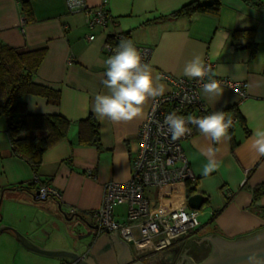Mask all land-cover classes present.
<instances>
[{"label": "crops", "instance_id": "crops-1", "mask_svg": "<svg viewBox=\"0 0 264 264\" xmlns=\"http://www.w3.org/2000/svg\"><path fill=\"white\" fill-rule=\"evenodd\" d=\"M22 1L28 3L29 18L23 13ZM86 1L93 6L101 0ZM191 1L108 0L113 23L102 31L99 27L88 28L82 11L69 12L66 0H0V43L18 52L44 49L32 79L59 93L58 102L53 101V95L47 100L41 95L25 94L21 101L26 112L59 114L71 122L67 136L43 153L35 173L25 161L13 155L6 120L0 116V225L15 228L45 249L72 250L83 259L89 252L95 264L100 255H109L113 261L117 258L112 239L88 226L94 222L87 213L100 207L106 183L129 179L137 129L152 101L149 99L143 106L142 117L128 122L98 118L93 111L95 96L108 91L102 84L108 59L102 44L109 34L121 32L133 42L152 48L148 65L153 77L165 85V93L170 86L161 73L187 78L183 68L194 55L212 64L214 77L240 83L244 92L241 97L223 87L222 96L209 97L200 90L202 100L213 111L235 104L244 126L238 121L234 123L230 133L236 143L233 147L231 140L213 144L201 132L183 142L184 153L196 176L194 192L205 197L202 207L208 208V220L193 235L184 237L181 244L160 251L158 262L185 264L186 260L181 258L186 255L197 264L210 250V240L198 241V237L213 234L234 240L264 229V194L256 201L252 198V189L264 181V157L257 158L251 148L253 130L264 128V12L245 0H220L217 17L204 13L191 19L171 16ZM259 1L264 4V0ZM235 30H252L253 36L232 38ZM89 34L94 39L88 40ZM89 114L99 124L98 148L78 142L79 122ZM25 135L45 137L47 132L29 129ZM209 147L219 149L216 159L222 163L204 177L200 170L207 161L202 153ZM43 183L59 190L61 198L35 199L33 192ZM145 194L159 209L179 207L189 196L186 183L158 190L149 188ZM11 205L16 209L13 219L3 212L4 207ZM69 207H74L78 215L65 214L62 209ZM125 212L126 205L120 204L115 207L114 215L125 220ZM0 234H5V238L27 254L47 258L40 259L41 264L71 263L69 259L26 249L10 230ZM128 246L135 256L133 248Z\"/></svg>", "mask_w": 264, "mask_h": 264}, {"label": "built area", "instance_id": "built-area-1", "mask_svg": "<svg viewBox=\"0 0 264 264\" xmlns=\"http://www.w3.org/2000/svg\"><path fill=\"white\" fill-rule=\"evenodd\" d=\"M107 4L108 0H101L93 6L86 0H66L69 12L82 11L85 14L86 26L99 27L102 31H106L113 23ZM121 38L131 40L126 33L121 32L109 34L104 40L102 50L108 58L115 54ZM87 39H94V35L89 34ZM133 43L141 52L143 62L148 64L152 48ZM205 64L212 67L208 61ZM161 78L168 82L170 89L162 97L151 101L138 126L137 146L130 158L129 179L124 182L106 183L100 207L87 213L97 225V234L106 230L110 232L116 230V233L133 248L136 258L144 260L146 264H162L158 262V253L181 244L184 237L193 235L201 225L199 216L202 207L191 209L185 202L176 208L159 209L151 204V200L145 194L149 188L158 190L167 185L196 181L182 146L184 141L193 136L195 126L189 125L192 128L191 134L173 141L170 135L166 134L163 121L166 115L172 112L184 117L188 115L201 117L214 112L200 96L203 83L208 82L207 77L200 81L198 78L189 79L161 73ZM213 78L220 81L222 87L238 96L244 95L240 83L225 78ZM185 94L195 99L189 103L184 99ZM231 117L235 123L236 118ZM33 194L37 200L48 197L57 200L61 198L59 190L46 183L39 184ZM120 204L126 205L125 220H118L114 215L115 207ZM62 210L65 214L78 213L74 207Z\"/></svg>", "mask_w": 264, "mask_h": 264}, {"label": "trees", "instance_id": "trees-1", "mask_svg": "<svg viewBox=\"0 0 264 264\" xmlns=\"http://www.w3.org/2000/svg\"><path fill=\"white\" fill-rule=\"evenodd\" d=\"M249 5L264 12V4L259 0H245ZM22 10L26 18L30 17V9L27 1L21 2ZM221 8L220 0H193L183 5L179 10L171 14L172 17L185 16L191 19L195 14L204 13L217 17ZM252 37V30H235L231 37ZM251 43H248L250 45ZM44 55V49H36L29 52H18L16 49L0 43V116L6 120V132L8 134L11 151L17 158L25 161L31 169L37 173L43 153L60 139L67 136L71 122L59 114H30L26 112L25 104L21 97L25 94H35L46 97L47 100L55 97L58 102L59 93L39 85L33 81V74ZM229 116L244 126L243 118L238 113L235 104L223 109ZM45 130V137H27L26 130ZM231 133V129L229 130ZM200 133L194 128V134ZM232 137V135H231ZM78 142L99 147V124L92 114L79 122L77 133ZM236 143L231 139V147ZM70 160H68V163ZM36 182L33 181L28 188ZM195 183V182H194ZM194 183L186 182L189 195L195 194ZM264 194V181L252 189L253 201ZM206 200V199H205Z\"/></svg>", "mask_w": 264, "mask_h": 264}, {"label": "clouds", "instance_id": "clouds-1", "mask_svg": "<svg viewBox=\"0 0 264 264\" xmlns=\"http://www.w3.org/2000/svg\"><path fill=\"white\" fill-rule=\"evenodd\" d=\"M105 79L102 84L108 90L105 94H97L94 98L93 111L98 118H106L112 122H128L143 116V106L149 100H156L165 94L166 87L159 83V78H154L147 63L142 60L141 52L132 40L121 38L115 54L106 61ZM183 75L189 79L198 78L203 81V93L209 97H220L224 88L220 81L214 79L215 73L210 65L205 64L200 55H194L186 62ZM189 103L195 97H188ZM163 124L166 126V134L173 141L180 139L192 132L189 125L195 126L213 144H220L232 139L229 130L234 127L231 116H226L225 111L217 110L209 115L195 117L188 115L184 117L175 112L166 115ZM251 148L257 158L264 157V128L253 130ZM219 149L209 147L204 153L206 163L202 165L201 175L209 176L216 171L221 161L216 159Z\"/></svg>", "mask_w": 264, "mask_h": 264}, {"label": "water", "instance_id": "water-1", "mask_svg": "<svg viewBox=\"0 0 264 264\" xmlns=\"http://www.w3.org/2000/svg\"><path fill=\"white\" fill-rule=\"evenodd\" d=\"M204 202L205 197L201 193H195L187 197V205L191 209H200ZM71 216H73V214ZM1 221L2 215L0 213V223ZM88 226L95 230L97 228V225L95 224L91 225L88 223ZM4 230L12 231L23 247L37 254L69 259L71 260L70 264H95L94 259L89 252L86 254L87 257L83 259L79 253L72 250L45 249L40 247L39 245L32 243L15 228L8 225H0V233ZM105 233L112 239L114 247L117 250V258L119 259L120 264H124L123 262L125 260L127 261V259H123L124 253L126 258L131 257L128 244L116 233V230L113 232L106 230ZM86 236H89V234ZM205 238L210 240V250L197 264H264V229L238 237L234 240L208 234L198 237V241ZM158 257L160 258V256ZM182 259L186 260L185 264H196L186 255H183L181 260ZM133 264L142 263L135 262Z\"/></svg>", "mask_w": 264, "mask_h": 264}, {"label": "rangeland", "instance_id": "rangeland-1", "mask_svg": "<svg viewBox=\"0 0 264 264\" xmlns=\"http://www.w3.org/2000/svg\"><path fill=\"white\" fill-rule=\"evenodd\" d=\"M15 210L13 205L3 208V212L10 217L13 213V216L15 215ZM207 213L208 208L202 207L199 216L200 223H205L208 220ZM12 217L11 219H13ZM5 237V234H0V264H41L40 259H47L45 257L36 256L35 254H27L28 252H24V250L17 248L10 239Z\"/></svg>", "mask_w": 264, "mask_h": 264}, {"label": "flooded vegetation", "instance_id": "flooded-vegetation-1", "mask_svg": "<svg viewBox=\"0 0 264 264\" xmlns=\"http://www.w3.org/2000/svg\"><path fill=\"white\" fill-rule=\"evenodd\" d=\"M126 250V249H125ZM123 250V251H125ZM132 253V252H131ZM123 259L125 260L123 263L124 264H133L135 262H141L142 264H146L144 260L137 259L134 254H131L130 258H126L125 253L123 255ZM97 263L98 264H120V261L118 258H115V261H113V257L107 256V255H100L99 257H96Z\"/></svg>", "mask_w": 264, "mask_h": 264}]
</instances>
